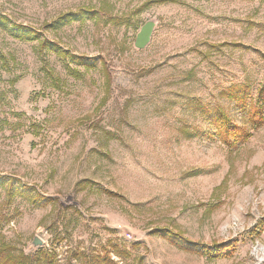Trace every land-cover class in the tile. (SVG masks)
I'll return each mask as SVG.
<instances>
[{
    "label": "rangeland",
    "instance_id": "rangeland-1",
    "mask_svg": "<svg viewBox=\"0 0 264 264\" xmlns=\"http://www.w3.org/2000/svg\"><path fill=\"white\" fill-rule=\"evenodd\" d=\"M81 9L97 16L54 28ZM11 24L40 39L13 38ZM241 87L264 115V0H0V251L32 264H264V126L229 148L205 113L251 128L222 95Z\"/></svg>",
    "mask_w": 264,
    "mask_h": 264
},
{
    "label": "trees",
    "instance_id": "trees-1",
    "mask_svg": "<svg viewBox=\"0 0 264 264\" xmlns=\"http://www.w3.org/2000/svg\"><path fill=\"white\" fill-rule=\"evenodd\" d=\"M141 11H143V9ZM96 16L97 14L94 10L81 9L77 12H71L60 16L55 22L54 28L59 29L74 22H84L89 19H94ZM114 22L117 23L118 21L114 20ZM8 24H10V21L6 18H2V25L4 26V28L7 29ZM9 32L11 33V36L17 40L33 41L40 39V35L35 29L24 25L11 24ZM42 47L43 49H47L55 53L61 58L70 59L72 62L81 64L85 67L90 66V63H93L95 61L94 59H88L83 56L73 55L70 52L64 51L62 48H60L59 45L54 44L52 42L45 41L42 43ZM239 89H232L227 93L224 92L222 95H224L228 99L236 100L237 105L240 107V109L242 111H247V113L249 114V121L252 124L251 128L235 124L229 117L227 112L221 107L216 108V110L214 111L205 112L206 114L209 113V118L213 126L215 127V133L211 135L219 139L223 144H225L229 148H236L240 144L247 143L252 137V130L264 126V115L262 108L253 103L248 104V97L246 95L248 93L247 87H241ZM240 93H243V96L240 97ZM186 133H188V139L193 138L195 135L190 132ZM220 188L221 187H219L218 189ZM42 199L44 198L40 197V201L37 200L38 206H44L48 204V200L43 202ZM155 233L163 238L170 239L182 250L194 251L195 249H198V246L196 244H193L184 238H180L177 234L172 231L162 229L156 230ZM1 247L2 250L0 251V264H32L33 260L31 259V257L27 256L24 253L15 254L14 249L9 244H2ZM227 249L228 246L226 245L219 246V248H217V254H215V257H226L228 255ZM47 261L52 263L54 261L53 256L49 257ZM102 263L117 264L113 262L110 258L102 260Z\"/></svg>",
    "mask_w": 264,
    "mask_h": 264
},
{
    "label": "water",
    "instance_id": "water-1",
    "mask_svg": "<svg viewBox=\"0 0 264 264\" xmlns=\"http://www.w3.org/2000/svg\"><path fill=\"white\" fill-rule=\"evenodd\" d=\"M155 27H156L155 22L149 21L140 29L135 41V47L137 49L144 50L150 45L155 31ZM33 246L35 248H43L44 242L41 238L36 237L33 241Z\"/></svg>",
    "mask_w": 264,
    "mask_h": 264
}]
</instances>
